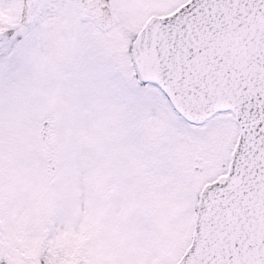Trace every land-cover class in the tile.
Masks as SVG:
<instances>
[{
    "label": "snow or ice",
    "instance_id": "obj_1",
    "mask_svg": "<svg viewBox=\"0 0 264 264\" xmlns=\"http://www.w3.org/2000/svg\"><path fill=\"white\" fill-rule=\"evenodd\" d=\"M0 264H264V0H0Z\"/></svg>",
    "mask_w": 264,
    "mask_h": 264
}]
</instances>
